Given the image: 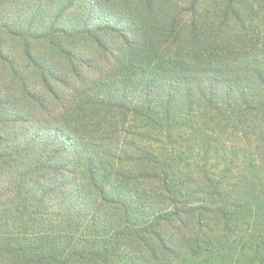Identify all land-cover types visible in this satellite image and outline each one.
Listing matches in <instances>:
<instances>
[{"label": "trees", "instance_id": "1", "mask_svg": "<svg viewBox=\"0 0 264 264\" xmlns=\"http://www.w3.org/2000/svg\"><path fill=\"white\" fill-rule=\"evenodd\" d=\"M62 2L0 0V264H264V0Z\"/></svg>", "mask_w": 264, "mask_h": 264}, {"label": "rangeland", "instance_id": "2", "mask_svg": "<svg viewBox=\"0 0 264 264\" xmlns=\"http://www.w3.org/2000/svg\"><path fill=\"white\" fill-rule=\"evenodd\" d=\"M63 2L62 3H65V4H67V2L69 1V0H62ZM113 1V0H112ZM93 18H95V19H92V20H94L95 22H96V24H99V23H101V22H103L104 23V20L106 19V16H105V14L103 15V13H100V11L98 10V11H95V15L93 16ZM92 23V22H91ZM104 37H106L107 39H110V40H114L113 38H115L116 39V41H119V39L118 38H116L114 35H112V34H105L101 39H104ZM91 51H92V53H93V58H97L98 57V52H97V48L96 47H91V48H89ZM86 53H88L87 51H86ZM98 60H100V57L98 58ZM92 69H94V68H92ZM34 128L32 127V129L31 130H33Z\"/></svg>", "mask_w": 264, "mask_h": 264}]
</instances>
